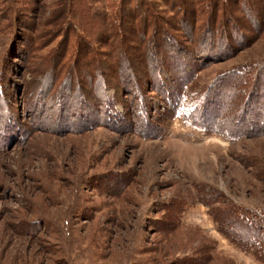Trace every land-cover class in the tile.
<instances>
[{
    "label": "rangeland",
    "instance_id": "obj_1",
    "mask_svg": "<svg viewBox=\"0 0 264 264\" xmlns=\"http://www.w3.org/2000/svg\"><path fill=\"white\" fill-rule=\"evenodd\" d=\"M89 1L122 3L0 0V264H264L217 220L264 222V122L244 135L252 125L196 117L220 75L264 66V36L202 70L181 102L112 86L91 98L75 35Z\"/></svg>",
    "mask_w": 264,
    "mask_h": 264
},
{
    "label": "trees",
    "instance_id": "obj_2",
    "mask_svg": "<svg viewBox=\"0 0 264 264\" xmlns=\"http://www.w3.org/2000/svg\"><path fill=\"white\" fill-rule=\"evenodd\" d=\"M105 1L109 7L113 5ZM163 2L167 9L155 0H122L115 13L103 8L98 12L91 1L82 4L81 23L87 33L75 35L86 49L88 65L83 71L92 67L85 76L91 80V85H86L93 89L91 98L104 96L105 87L112 86L118 95L141 94L149 88L160 96L166 95L167 100L181 102L202 70L226 61L264 36V0ZM93 25V33L88 32ZM70 37L68 34L69 41ZM57 51V57H67L69 43L65 41ZM77 54L81 56L82 47L76 57ZM251 66L241 65L220 75L202 96L204 107L197 119L222 124L228 118L230 122L252 125L246 128L248 131H240L244 135L259 132V124L264 122V105L258 106L264 99V66ZM82 91L71 89V93ZM227 98L229 102L224 107ZM222 107L225 115L216 114ZM225 125L234 127L233 123ZM260 133L264 134V130ZM225 213L229 216L217 219L222 231L264 261V222L247 228L236 222L229 210Z\"/></svg>",
    "mask_w": 264,
    "mask_h": 264
}]
</instances>
